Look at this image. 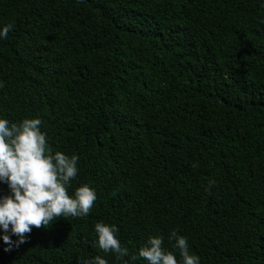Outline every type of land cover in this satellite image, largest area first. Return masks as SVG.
<instances>
[{
  "label": "trees",
  "instance_id": "obj_1",
  "mask_svg": "<svg viewBox=\"0 0 264 264\" xmlns=\"http://www.w3.org/2000/svg\"><path fill=\"white\" fill-rule=\"evenodd\" d=\"M7 23L0 116L41 118L98 199L0 238V264H148L103 252L101 220L132 255L175 232L201 264H264V0H0Z\"/></svg>",
  "mask_w": 264,
  "mask_h": 264
},
{
  "label": "clouds",
  "instance_id": "obj_2",
  "mask_svg": "<svg viewBox=\"0 0 264 264\" xmlns=\"http://www.w3.org/2000/svg\"><path fill=\"white\" fill-rule=\"evenodd\" d=\"M13 28V23L0 25V40L7 39ZM42 123L39 117L11 122L0 116V183L8 187L6 193L0 194V238L6 252L27 243L33 227H48L61 216H87L98 199L96 188L89 183H81L70 191L79 172L80 157L53 152ZM94 229L98 247L105 253H115L120 260L130 256L133 262L140 257L148 264H201L200 256L190 250L188 238L179 233L170 235L175 240V250L165 247L163 235H152L137 256L122 244L117 224L101 220ZM82 264L109 262L96 255ZM124 264L128 261L124 260Z\"/></svg>",
  "mask_w": 264,
  "mask_h": 264
}]
</instances>
